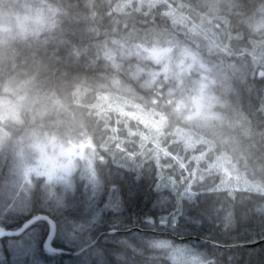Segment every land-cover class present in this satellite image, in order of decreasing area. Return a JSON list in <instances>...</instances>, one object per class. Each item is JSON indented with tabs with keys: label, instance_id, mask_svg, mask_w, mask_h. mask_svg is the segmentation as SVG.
<instances>
[{
	"label": "trees",
	"instance_id": "16d2710c",
	"mask_svg": "<svg viewBox=\"0 0 264 264\" xmlns=\"http://www.w3.org/2000/svg\"><path fill=\"white\" fill-rule=\"evenodd\" d=\"M33 3L0 0V86L7 83L37 96L51 93L52 102L42 110H53L51 120L68 124L46 127L45 117L32 120L25 108L19 120L0 121L5 148L25 132L42 129L56 137L58 132L64 142L86 146L93 170L82 163L73 177L81 172L84 184L96 188L98 184L99 197L84 212L80 207L66 209L73 216L87 217L108 205L87 239L97 240L115 216L122 221L119 236L139 233L144 237L143 245L153 257L150 264H155L162 249L191 252L190 264L192 256L202 264L201 254L210 258V264H264V244L225 251L170 236L203 238L223 246L264 240V191L217 188L223 180L222 165L213 166L212 158L206 176L202 154L208 148L228 146L214 145L210 138L201 142L204 130L196 127V116L191 117L199 81L210 82L199 63L219 72L232 65L237 70L230 82L253 83L255 102L251 108L237 106V128L228 126L227 131L242 148L234 158L237 170L264 189V0H44V8L54 15L52 26L42 33L24 34L17 31L15 21H3L6 16L15 20ZM161 45L166 46L161 51H168L167 58L150 52ZM184 53L187 59L181 64ZM123 54L130 56L124 60ZM172 54L176 59L168 66ZM246 61H252L247 73ZM175 67L176 74L169 75ZM222 202L233 206L232 216L248 213L249 218L228 233L234 234L229 239L214 232L218 227L208 217L207 208ZM172 215L179 217L176 229L171 224L145 223L152 217ZM202 221L213 230L201 227ZM113 240L103 235L97 251L103 256L120 251ZM55 247L80 251L68 248L59 238ZM40 248L48 254V263L95 264L96 256L88 251L50 255L42 244Z\"/></svg>",
	"mask_w": 264,
	"mask_h": 264
},
{
	"label": "rangeland",
	"instance_id": "374dc122",
	"mask_svg": "<svg viewBox=\"0 0 264 264\" xmlns=\"http://www.w3.org/2000/svg\"><path fill=\"white\" fill-rule=\"evenodd\" d=\"M20 5L25 6V4L22 3ZM48 11L52 17L54 15L53 10L49 9ZM3 21L13 23L15 21L16 24L14 25L17 31L19 32L23 30L24 34L27 33V26L24 22L23 12L19 17L15 18V20H10V18L6 16L3 18ZM14 31V29H11L9 33L13 34ZM155 48L157 49H151L150 51L154 57L162 59L165 57L167 58L166 52L168 51H161V49H166L165 45L159 47L156 46ZM129 56L130 55L123 54L124 60H127ZM185 57L186 53H184L179 60L181 64L186 61L187 58ZM170 58H168V66L170 65V60H173L174 62L176 55L172 54ZM191 58L193 61L196 59L192 55ZM252 59L256 58L252 56ZM251 63L252 61L245 62L246 73ZM198 66H200L199 68L203 76L205 73V76L210 82H206L203 78L199 81L200 88L198 94L193 99L194 112L191 117L196 116V127L204 130L201 134V142L206 143L210 138L214 145L225 147V144H227L228 146V148H208V150L202 154L204 174L206 176L209 174L210 168H208V166L212 158H215L212 160V165L215 166L217 163V165H222L223 168V180H220V184L217 188L227 187L238 191L244 190L256 192L262 190L263 192L264 189L262 186L248 179L242 172L237 170L234 158L237 157V154L242 153V148L240 147V144H238L237 139L233 138L231 132L227 131L228 126L233 129L237 128L236 120L240 116L237 106L249 105V108H251V103L255 102L254 99L256 97V92L253 89L255 85L247 79V85L245 86L242 85L241 82L235 80L234 83L230 82L232 72L236 68H233L232 65H230L226 72H219L218 68L208 69L203 63H199ZM176 67L169 70V75L176 74ZM167 72L168 71H166V73ZM235 77L236 74L234 73V78ZM124 84L125 83L121 82L120 86L125 88L126 85ZM243 93H245V95ZM229 95L231 96L228 97ZM244 97H248V100H243ZM42 112L44 115L35 119H42L45 117L48 120V122L45 123L46 127L68 124L65 120H51V118L54 117L53 110H42ZM35 119L32 118V120ZM50 134L51 133L46 129H42L41 132H25L22 137L19 138V141L15 142L11 149L8 148L9 151L7 154L9 157L4 158V154H6V136L0 131V166L2 165L3 167V170L0 167V187L6 182L10 189V195L7 198H0V204L4 203L6 200H11L14 201L18 207L26 209L33 202L43 205L47 204L49 200L55 197L65 207H72L74 209L80 207V210L84 212L85 209L87 210L90 207L89 201H95L96 203L97 200L95 199L99 197V185L96 184V188L84 184L85 179H83L81 172H79L77 177H73L74 174H77L75 171L78 169V166H81V163H84L86 168L91 165V158L86 153V146H82L80 142L76 141L64 142V139L59 137L60 134L58 132L55 133L58 135L57 137ZM61 135H63V133ZM41 137L44 139L41 140ZM236 142L237 147L235 145ZM230 144L232 145L230 146ZM28 151L37 155L43 153L49 158V163L47 165L49 168L43 174L47 177V186L44 188L39 187L40 184L34 179L33 164L29 163L28 159H26V153ZM15 162H18V164L14 167ZM207 163L209 164L207 165ZM89 170H93L91 166ZM25 176H27V179L24 178ZM93 189L95 190L90 194ZM89 197H95V199H90ZM207 209L208 217H211L212 220L215 221V227H218L214 232H218L224 239L233 238L234 234L228 233L234 229L237 231L243 224H245L247 219L249 220L247 216L248 213L241 214L240 216H232L234 208L233 206H230L228 202H222L217 206H210ZM255 214V220L258 221L259 215H257V212H255ZM252 218L253 215L251 220ZM18 222L22 223L23 219ZM200 225L201 227L204 226L205 229L213 230L207 221H202ZM89 227L90 230L93 228L92 225ZM42 238L43 237H41V242ZM87 238V235L83 237L84 240ZM59 241L68 246V248L73 247L77 249L81 243V237L74 236L66 241L59 238ZM0 245H4L3 251L0 255L6 259H10L5 241L0 240ZM38 255L40 264H52L45 261V258H48V254L43 253L40 246ZM237 257L239 258L241 255ZM190 259L193 264H199L197 259H194L193 256Z\"/></svg>",
	"mask_w": 264,
	"mask_h": 264
},
{
	"label": "snow or ice",
	"instance_id": "6c2138e0",
	"mask_svg": "<svg viewBox=\"0 0 264 264\" xmlns=\"http://www.w3.org/2000/svg\"><path fill=\"white\" fill-rule=\"evenodd\" d=\"M111 199L109 196V201ZM89 204L94 207L92 201H89ZM107 207L106 204L96 208L87 217H77L69 214L66 207L55 197L43 205L33 202L26 209L18 207L14 201L6 200L0 204V240L5 241L10 259L0 255V264H40L38 250L41 237L43 251L56 255L61 249L53 247V242L58 238L66 241L74 236L81 237V243L77 248L80 251L91 252L96 256L95 264H102L103 255L101 250L97 251V240L94 241L91 237L84 240L83 237L90 232L89 226L95 225L97 218L103 215ZM21 219L23 222L19 223ZM157 222L161 227L171 224V227L176 229L180 226L179 217L175 215L160 216L158 220L156 217L145 220V223L152 225ZM121 223L122 221L114 216L108 222L106 233H103L114 238L113 242L121 249L115 253L117 259L121 264H150L153 257L143 245L144 237L139 233L127 238L119 236ZM3 248L4 245H0V253Z\"/></svg>",
	"mask_w": 264,
	"mask_h": 264
},
{
	"label": "clouds",
	"instance_id": "9594fccd",
	"mask_svg": "<svg viewBox=\"0 0 264 264\" xmlns=\"http://www.w3.org/2000/svg\"><path fill=\"white\" fill-rule=\"evenodd\" d=\"M44 0H34L31 6L24 8V22L26 24V31L28 34L38 35L45 31L47 28L52 26L53 20L49 11L43 6ZM52 102V94L48 93L40 94L39 96L34 95L31 91L24 90L17 86H0V121H16L20 118L22 110L27 108L29 115L35 119L42 117V107L46 103ZM44 138L41 137V140ZM11 143V141H10ZM26 159L29 163L33 164V170L37 172V175L41 177L43 181V172L40 169L45 168L49 163V158L40 153L39 155L28 151L26 153ZM18 162L14 163V167L17 166ZM27 179V176L24 177ZM10 195V189L5 184L0 187V198H7ZM116 250H111L107 255L103 256L102 264H121V261L116 257ZM94 255V254H93ZM191 252L184 251H170L168 249H162L156 256L155 264H190L189 256ZM109 256L111 259H109ZM202 264H210V258L206 255L201 254Z\"/></svg>",
	"mask_w": 264,
	"mask_h": 264
},
{
	"label": "water",
	"instance_id": "95a60500",
	"mask_svg": "<svg viewBox=\"0 0 264 264\" xmlns=\"http://www.w3.org/2000/svg\"><path fill=\"white\" fill-rule=\"evenodd\" d=\"M106 233V232H105ZM104 234H101L98 238H97V242H98V240L103 236ZM170 236H172L173 238H175L176 240H178L179 242H184V241H186V240H189V239H191V240H196V241H199V242H204V243H206V244H209V245H211V246H214V247H216V248H219V249H221V250H227V251H230V250H232V249H238V248H243V247H257V246H259V245H261V244H263L264 243V240H262V241H258V242H253V244H246V245H237V246H233V247H230V246H223V245H220V244H217V242L215 243V242H212V241H209V240H204V239H200V238H197V237H187V238H178V237H176L175 235H173V234H171ZM53 247H55L54 246V242H53ZM56 248V247H55ZM83 252H85V251H78V252H69V251H66V250H64V249H61V251L58 253V254H63V253H66V254H70V255H79V254H81V253H83Z\"/></svg>",
	"mask_w": 264,
	"mask_h": 264
},
{
	"label": "flooded vegetation",
	"instance_id": "af4514ba",
	"mask_svg": "<svg viewBox=\"0 0 264 264\" xmlns=\"http://www.w3.org/2000/svg\"><path fill=\"white\" fill-rule=\"evenodd\" d=\"M9 148L11 149L12 146H10ZM8 151H9L8 148H5V152L8 153ZM84 151H85V150H84ZM86 153L88 154L87 149H86ZM6 162H7V160H6ZM0 167H1L2 170H3L2 165H1ZM48 168H49V167L46 166L45 168L40 169V171H42L43 174H44V172H46ZM33 172H34V175H35V177H34L35 181H37V183L40 184V186H41L42 188H44L45 186H47V177H46L45 175H43V181H46V182H42L41 177H39V176L37 175V172L34 171V170H33ZM27 184H29V183H27ZM42 241H43V238H42ZM41 243H42V242H41ZM42 244H43V243H42Z\"/></svg>",
	"mask_w": 264,
	"mask_h": 264
},
{
	"label": "bare ground",
	"instance_id": "6f19581e",
	"mask_svg": "<svg viewBox=\"0 0 264 264\" xmlns=\"http://www.w3.org/2000/svg\"><path fill=\"white\" fill-rule=\"evenodd\" d=\"M200 239H203V238H200ZM204 240H206V239H204ZM201 243H204V242H201ZM204 244H206V243H204ZM264 244V243H263ZM233 246H237V245H232V246H230V247H233ZM232 250H234V249H232ZM225 251H227V250H225Z\"/></svg>",
	"mask_w": 264,
	"mask_h": 264
}]
</instances>
